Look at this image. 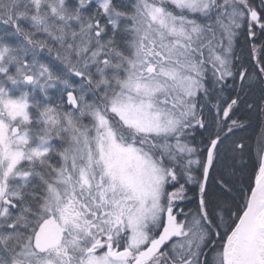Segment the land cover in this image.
<instances>
[{"label":"snow or ice","instance_id":"snow-or-ice-1","mask_svg":"<svg viewBox=\"0 0 264 264\" xmlns=\"http://www.w3.org/2000/svg\"><path fill=\"white\" fill-rule=\"evenodd\" d=\"M0 264H264V0H0Z\"/></svg>","mask_w":264,"mask_h":264}]
</instances>
